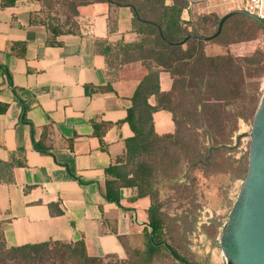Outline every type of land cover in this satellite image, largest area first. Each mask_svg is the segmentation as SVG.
Here are the masks:
<instances>
[{"label":"crops","instance_id":"crops-1","mask_svg":"<svg viewBox=\"0 0 264 264\" xmlns=\"http://www.w3.org/2000/svg\"><path fill=\"white\" fill-rule=\"evenodd\" d=\"M38 6L19 0L3 8L0 0V237L6 249L82 241L89 257L123 260L127 248L145 247L150 200L121 188L119 205L107 201L105 171L132 136L127 109L147 72L140 63L116 70L96 42L112 51L138 43L132 12L83 6L75 31L50 45L45 28L29 24ZM229 11L214 0L190 2L181 21ZM171 86L170 74L160 72L161 92ZM148 103L155 106V97ZM152 120L156 135L174 134L171 113Z\"/></svg>","mask_w":264,"mask_h":264},{"label":"trees","instance_id":"trees-1","mask_svg":"<svg viewBox=\"0 0 264 264\" xmlns=\"http://www.w3.org/2000/svg\"><path fill=\"white\" fill-rule=\"evenodd\" d=\"M19 0H1V7L14 6ZM42 19L31 14L30 25L45 28L48 44L56 45L57 38L75 31L79 9L83 6L106 3L116 8L126 7L132 12V29L139 42L110 47L96 42L97 50L108 57L109 65L117 70L140 63L147 74L136 87L127 109L125 123L132 136L124 141V154L105 171L104 197L119 205L121 188L135 190L133 200L148 198L146 243L141 251L126 249V258L89 257L82 241L76 243L47 242L6 249L0 237V264H154L165 250L176 264L187 261L167 242L158 184L168 182L179 188L177 179L185 169L206 167L211 156L230 147L229 139L239 120L253 118L259 99L248 108L247 78L264 73V53L236 58L225 53L209 56L207 44L221 41L228 27L233 25V39L225 44L249 42L256 39V30H263L256 22L233 16L211 38L221 19L215 13L198 17L192 22L181 21V14L190 2L202 0H36ZM54 16H53V15ZM61 17L65 18L61 23ZM214 29V30H213ZM213 30L212 33H209ZM172 78L171 90L163 93L159 87V73ZM155 97L156 105L148 100ZM158 111L171 113L175 132L158 136L154 132L152 115ZM210 139L212 149L204 147ZM42 154L48 150L34 142ZM205 153V154H204ZM186 187V186H185Z\"/></svg>","mask_w":264,"mask_h":264},{"label":"rangeland","instance_id":"rangeland-1","mask_svg":"<svg viewBox=\"0 0 264 264\" xmlns=\"http://www.w3.org/2000/svg\"><path fill=\"white\" fill-rule=\"evenodd\" d=\"M214 1L222 8H227L230 5L229 0ZM32 14L42 19L46 13H41L39 5ZM64 21L65 18L61 17V23ZM232 29L233 25H230L221 41L209 44V46L207 44L206 54L228 53L233 57L242 58L251 56L256 51L264 53L262 50L263 30H256V39L253 41L227 45L225 43L233 39ZM213 30L209 33H212ZM246 83L247 103L248 108L251 109L253 104L258 99L260 100L263 92L264 73L261 77L247 78ZM241 121L242 125L239 126L238 121L236 130L230 136L228 145L230 148L225 152L220 150L214 155H210L209 166L197 167L194 170L186 168L177 179L179 188L171 190L168 182H161L157 186L162 218L166 227V240L190 263L224 264L218 242H214V246H216L214 249L217 250L219 257L212 255L211 244L216 240L222 224L227 220L233 196L238 192L240 182L247 170L249 141L245 133L249 131L252 118L249 117L247 120ZM207 140L204 147L212 149L213 144L210 139ZM199 235L202 236L201 240ZM208 242L210 246L207 248ZM154 264L176 263L168 252L162 250Z\"/></svg>","mask_w":264,"mask_h":264},{"label":"water","instance_id":"water-1","mask_svg":"<svg viewBox=\"0 0 264 264\" xmlns=\"http://www.w3.org/2000/svg\"><path fill=\"white\" fill-rule=\"evenodd\" d=\"M233 16L246 17L264 31L262 19L236 10L221 17L215 35L199 36L198 40L208 41L219 36L224 23ZM249 137L247 170L217 239L224 264H264V89Z\"/></svg>","mask_w":264,"mask_h":264},{"label":"built area","instance_id":"built-area-1","mask_svg":"<svg viewBox=\"0 0 264 264\" xmlns=\"http://www.w3.org/2000/svg\"><path fill=\"white\" fill-rule=\"evenodd\" d=\"M230 1V5L228 6V8L231 11H236V10H244L250 14L256 15L257 17H259L260 19H262L264 21V0H229ZM262 50L264 51V41L262 43ZM242 121L239 120V126L242 125ZM250 131H251V126L249 128V131H247L245 134L247 136V140L250 142ZM241 183V182H240ZM240 187V185H239ZM239 191V189H238ZM238 193V192H237ZM234 194V199L235 196L237 195ZM233 199V201H234Z\"/></svg>","mask_w":264,"mask_h":264},{"label":"bare ground","instance_id":"bare-ground-1","mask_svg":"<svg viewBox=\"0 0 264 264\" xmlns=\"http://www.w3.org/2000/svg\"><path fill=\"white\" fill-rule=\"evenodd\" d=\"M221 256H222V254H221ZM223 257V256H222ZM224 259V258H223Z\"/></svg>","mask_w":264,"mask_h":264}]
</instances>
